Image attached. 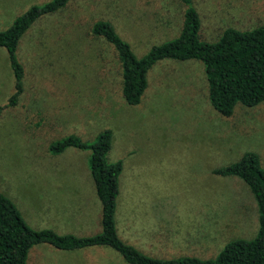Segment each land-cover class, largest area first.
<instances>
[{"label":"rangeland","instance_id":"1","mask_svg":"<svg viewBox=\"0 0 264 264\" xmlns=\"http://www.w3.org/2000/svg\"><path fill=\"white\" fill-rule=\"evenodd\" d=\"M46 1L0 0V30ZM188 6L198 16L202 41L215 40L227 27L244 30L264 20V0H190ZM184 7L178 0H70L21 35L15 56L22 90L0 113V192L28 227L59 234L73 226L85 235L99 231L101 206L88 150L66 147L53 154L49 145L67 135L89 143L109 129L106 158L121 161L114 213L121 240L155 257L206 259L227 241L253 237L257 212L249 188L213 170L246 151L256 153L264 170V99L235 103L222 116L208 101L200 60L162 58L147 70L139 102L128 105L111 46L90 32L94 20L110 22L139 57L178 35ZM0 81L4 105L13 92L8 61L7 67L0 64ZM80 212L83 218L75 219ZM134 214L138 225L131 224L128 235L123 219ZM163 227L164 243L154 246L153 239L147 245V236ZM86 247L33 244L25 264H126L112 249L103 247L113 252L103 254L102 246Z\"/></svg>","mask_w":264,"mask_h":264},{"label":"trees","instance_id":"2","mask_svg":"<svg viewBox=\"0 0 264 264\" xmlns=\"http://www.w3.org/2000/svg\"><path fill=\"white\" fill-rule=\"evenodd\" d=\"M70 0H48L33 4L0 30V46L4 48L13 75V92L1 111L16 102L21 92L23 69L15 56L21 35L40 17L53 14ZM184 5L178 35L152 45L137 57L128 43L115 32L112 24L96 19L90 32L110 45L120 69V92L124 102L134 105L146 85L147 70L162 58L177 60L197 59L202 62L210 105L222 116H229L235 103L247 106L264 99V20L256 26L238 30L227 27L213 41L199 39L198 16L188 6L190 0H178ZM110 143V130L99 131L87 143L75 135H67L49 145L53 154L66 147L86 149L87 168L101 206L100 229L87 236L57 234L51 229H32L22 219L12 201L0 192V264H25L27 251L33 244L48 243L55 248L70 250L91 245L112 248L127 264H264V170L253 151L244 152L237 160L215 168L220 175L240 178L252 194L256 205L257 228L249 239L227 241L213 258L183 255L160 258L137 250L125 243L117 234L114 220L117 179L121 171L119 159L106 158Z\"/></svg>","mask_w":264,"mask_h":264},{"label":"crops","instance_id":"3","mask_svg":"<svg viewBox=\"0 0 264 264\" xmlns=\"http://www.w3.org/2000/svg\"><path fill=\"white\" fill-rule=\"evenodd\" d=\"M2 61H3V65H4V67H7V56H6V52L3 50V48L0 46V64H2ZM1 82V81H0ZM0 85H1V83H0ZM90 176V175H89ZM91 178V177H90ZM83 213H77L76 215H75V219H80V218H83V215H82ZM116 214L119 216V214H118V210L116 211ZM138 216H139V214H138ZM138 216H136L135 217V214L134 215H132L131 217H132V220H128V219H123V223H124V225H126V228H127V234H128V232L129 231H131V230H129L128 228H129V226L132 224V226L133 225H138L135 221H136V219H137V217ZM114 220H115V227H116V231H117V234H118V236H122V234H120V232H119V230H118V223H120V219L119 218H116V216H115V214H114ZM126 220H128V222L126 221ZM143 222H145V221H143ZM140 226V229H143V228H145L144 226H141V225H139ZM76 227H71L70 229H67V230H65V231H61L60 232V234H67V233H71L72 235L74 234V235H76V236H87V235H85L84 233H83V231L81 230V229H75ZM163 228H165V229H161V228H157V229H155L154 230V232H152V238L151 237H148L147 236V238H146V240H149V243L150 244H147V245H152L153 246V244H154V246H157V244H159V243H161V242H163L164 243V241H162V240H166V236L168 235V230H167V227H163ZM87 230H90V228L88 227V229ZM90 233H88V235H91V234H93V233H95V231L94 230H90L89 231ZM58 233V232H57ZM59 234V233H58ZM126 234V235H127ZM129 235V234H128ZM127 235V239H129V240H131L130 238H129V236ZM134 236L135 237H139L138 235H135L134 234ZM123 237V236H122ZM142 239V238H141ZM155 241H154V240ZM154 241L153 242V244L151 243L152 241ZM123 241V240H122ZM125 241H127V240H125ZM151 241V242H150ZM131 244H132V246L133 247H135L136 248V246H135V244L134 243H132L131 242ZM96 246H102V251H103V254H109V253H111V254H113V252H111L110 250H108V249H112V248H110V247H107V246H104V245H96ZM92 247H95V246H92ZM103 247H106V248H108V249H106V248H103ZM88 247H86V248H82L81 247V249L80 250H83V249H87ZM95 249H99V248H95ZM137 249V248H136ZM113 250V249H112ZM138 250V249H137ZM113 251H115V250H113ZM140 251V250H139ZM142 253H145V254H148V253H146V252H144V251H141ZM118 253V252H117ZM119 254V253H118ZM149 255V254H148ZM121 257V256H120ZM122 258V257H121ZM123 260V259H122ZM127 264V263H126Z\"/></svg>","mask_w":264,"mask_h":264}]
</instances>
